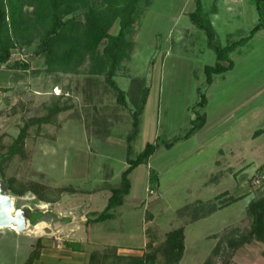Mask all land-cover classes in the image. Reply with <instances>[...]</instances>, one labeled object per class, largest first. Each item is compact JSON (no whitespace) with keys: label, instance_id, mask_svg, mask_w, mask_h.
I'll use <instances>...</instances> for the list:
<instances>
[{"label":"rangeland","instance_id":"rangeland-1","mask_svg":"<svg viewBox=\"0 0 264 264\" xmlns=\"http://www.w3.org/2000/svg\"><path fill=\"white\" fill-rule=\"evenodd\" d=\"M201 3L221 48L247 38L260 20L256 0ZM101 4L89 0L73 16L87 20L88 9ZM195 7L196 0H141L139 21L128 36L134 49L115 78L126 93L127 106L118 102L105 74L91 73L89 60L77 72L49 73L44 56L36 54L39 38L29 45V38H22L12 49L11 60L0 65V155L7 154L25 125L29 130L24 155L5 164L6 178L40 182L51 190L73 186L81 192H66L60 205L48 204L45 211L53 212H48L47 225L1 230L0 264H24L40 237L43 248L34 264H90L93 252L111 254L114 250L108 249L114 246L121 256H142L149 250L147 244L161 245L168 232L181 226L186 229V251L180 264H204L210 257L213 264L261 263L264 243L249 239L248 208L264 197V29L229 53L233 68L215 75L208 86L204 69L218 60L205 32L189 18ZM119 32L117 20L110 34ZM199 89L208 98L202 109L195 107L201 99ZM145 90L147 103L133 158L148 142L173 141L186 134L198 114H205L207 123L188 140L170 150L161 147L152 157L160 180L155 193L150 184L147 189L145 166L134 171L127 199L145 201L148 194L146 204L129 201L115 210V220L91 223L86 233L82 208L101 212L108 203L104 193L88 191L97 189L110 170L115 176L120 170L127 151L125 137L132 131L131 111L138 109ZM43 118L44 122H33ZM111 133L116 144L104 140ZM120 181L116 177L112 184ZM12 197L17 208H30L33 219L44 211L32 193ZM199 203L206 211L213 206L217 210L197 220ZM75 209L82 226L77 230L70 228ZM232 232L236 233L213 256L219 240ZM243 236L246 239L238 245ZM66 241L80 243L83 251L67 249ZM112 261L110 256L106 264ZM163 262L160 257L157 264Z\"/></svg>","mask_w":264,"mask_h":264},{"label":"trees","instance_id":"trees-1","mask_svg":"<svg viewBox=\"0 0 264 264\" xmlns=\"http://www.w3.org/2000/svg\"><path fill=\"white\" fill-rule=\"evenodd\" d=\"M89 0H0V65L8 63L12 58V49L22 38H29L25 45H29L39 38V45L36 49L37 55L45 58V69L49 73L57 72H77V70L87 61H90L91 73L95 75L105 74L106 82L116 92L118 102L127 106L126 93L115 81L118 70L122 64L130 59L134 49V43L128 36L133 27L139 21L141 13V0H101L102 7L89 8L87 20H79L73 14L77 13L88 5ZM101 4V5H102ZM257 10L260 16L259 23L251 30L247 38L234 42L231 45L221 48L215 44V31L212 23L203 16V6L201 0H196V9L189 14L191 22L200 30L204 31L208 46L217 54L218 63L213 66H206V84L212 85L214 76L228 72L233 68V63L228 60L229 53L233 52L244 42L251 40L258 32L264 29V0H256ZM29 9V10H28ZM120 21V32L117 35L110 34V29L114 23ZM104 48L100 52L99 48ZM222 62H229L226 65ZM27 67V66H26ZM200 93L201 90L199 89ZM147 91L141 96L138 109L131 111L132 131L126 135L127 144V163L128 167L121 174V181L118 185L110 186L111 196L107 206L101 212L89 213L87 223L98 224L114 219L113 213L116 208L124 204L125 198L130 194L132 183L131 173L140 165L148 164L150 158L154 156L161 147L172 149L178 142L188 140L199 132L207 123L205 114H198L192 121L191 128L181 137L173 141L148 142L145 148L135 157H132L133 144L140 133V117L147 103ZM208 104V98L201 93V99L195 107L204 108ZM45 119L33 122H44ZM29 125L21 130L14 144L10 147L7 154L0 155V180L3 181L12 196L22 197L32 193L36 203L55 202L66 192H81L73 187H63L50 189L46 184L31 181L29 183H19L15 177L6 178L5 164L17 155H24L25 142L28 137ZM150 191L155 193L159 187V173L156 170L150 172ZM52 194H51V193ZM54 195L50 198L48 195ZM57 196V197H56ZM56 197V198H55ZM221 197V196H220ZM220 197H217L219 199ZM199 211L196 219L206 218L217 210L213 206L206 211L204 203H199ZM189 206L184 208L189 211ZM220 208V207H219ZM198 209V208H196ZM248 214L252 218V228L249 232V239H256L264 243V197L254 201L248 208ZM150 216V215H149ZM41 214L38 219L31 221L32 226L41 222ZM152 217H148L150 220ZM185 226H181L166 234L165 240L161 245L153 246L147 244L149 248L142 256H121L118 253L120 248L109 247L111 254L95 251L91 254L90 264H106L107 259L112 256L110 264H157L160 257H163V264H180L186 251ZM236 232L228 233L224 239H220L213 250L212 255L216 256L222 249L227 237L232 238ZM232 235V236H229ZM246 237H242L243 242ZM43 239L40 237L34 244V249L29 254L24 264H34L41 256ZM234 244V241H230ZM66 248L74 252L83 251V246L78 242L66 241ZM124 262V263H122ZM204 264H213L210 257Z\"/></svg>","mask_w":264,"mask_h":264},{"label":"crops","instance_id":"crops-1","mask_svg":"<svg viewBox=\"0 0 264 264\" xmlns=\"http://www.w3.org/2000/svg\"><path fill=\"white\" fill-rule=\"evenodd\" d=\"M196 8V7H195ZM181 43V42H180ZM194 44H195V42H193L191 45L192 46H194ZM114 134H112L111 133V135H109L108 137H106V139H104L105 140V142H107V143H115L116 144V139L114 138V136H113ZM126 138V137H125ZM102 142H104V141H102ZM153 157V156H152ZM152 157L150 158V160H149V162H148V164L146 165V164H143V165H140V166H145V170H146V178H147V181H148V186H147V189H149V184H150V179H149V177H150V172H151V170H155V168H153V165L151 164V160H152ZM114 159H115V157H113ZM120 164H121V166H120V170H118V173H117V175L115 176L114 175V172H113V170H110L105 176H103V177H101V184H100V186L96 189H92V190H89L88 191V193H90V194H92L93 193V195H97V194H102V193H104L105 194V196H106V199H107V201H108V199H109V197L111 196V191L109 190V187L110 186H115V185H113L112 183H113V180H114V178H116V177H119L120 176V180H121V174H122V172L128 167V163H127V152H126V154L124 155V157L120 160V162H119ZM139 166V167H140ZM139 167H137L135 170H137ZM134 170V171H135ZM134 171L131 173V175L134 173ZM131 175H130V179H131ZM131 183H132V181H131ZM71 187H73V186H71ZM76 189V188H75ZM147 189H146V191H147ZM131 190H132V188H131ZM148 192V191H147ZM96 193V194H95ZM131 193V192H130ZM61 196H63V194L61 195ZM92 196V195H91ZM128 196H130V194L128 195ZM128 196L125 198V201H124V204L121 206V207H119V208H123L126 204H130L129 203V201L131 202V204H136L138 201H136V200H128L127 198H128ZM147 199H145V201H144V199L142 200V201H139L138 202V204L137 205H139V204H142V205H144V204H146V201L148 200V194H147ZM91 199V198H90ZM60 200H61V198H59L57 201H55L54 203H52V202H39L38 204H37V206L39 207L40 205H42V207H40L41 209H43L44 211L42 212V213H40L41 214V218H42V220H41V222H39L37 225H41V224H46L47 225V223H49V220H48V212H53V211H50V210H48V211H45V208L47 207V205L48 204H52V205H55L56 204V206L57 205H60ZM75 200V202H77L76 201V199H74ZM90 201H92V199L90 200ZM36 205V204H35ZM150 205V204H149ZM107 206V205H106ZM105 206V207H106ZM28 208V207H27ZM30 209V208H29ZM116 209H118V208H116ZM115 209V210H116ZM104 210V209H103ZM115 210H114V214H115V216H116V213H115ZM82 211H84L86 214H84L85 215V218L86 219H84V222L86 221V220H88V217H90L88 214L89 213H92V212H99V211H97V210H91V208L90 207H88V206H86V207H84V208H82ZM69 213H70V211H69ZM71 215H72V221L70 222V224H71V226H70V228L71 227H73V228H75V230H77V228H79L80 227V229L82 228V226H79V224H77V221H76V219L78 218V217H76V215H78V211H77V209H75L74 211H71V213H70ZM76 218V219H75ZM116 219V217L114 218V219H112V220H109V221H113V220H115ZM78 220V219H77ZM87 222V221H86ZM28 224L31 226L32 224L30 223V222H28ZM75 224H77V225H75ZM100 224V223H99ZM84 227H85V230H86V233L88 232V228H90L91 230H92V228H93V225H91L90 223H87V225H84ZM69 231H70V229H68ZM74 229H72V231H73ZM71 232V231H70ZM75 233V232H74ZM92 237V236H91ZM92 239V238H91ZM260 264H264V258L262 257L261 258V263Z\"/></svg>","mask_w":264,"mask_h":264},{"label":"water","instance_id":"water-1","mask_svg":"<svg viewBox=\"0 0 264 264\" xmlns=\"http://www.w3.org/2000/svg\"><path fill=\"white\" fill-rule=\"evenodd\" d=\"M31 215L29 209L17 208L7 185L0 180V231L6 228L16 232L25 230L32 221Z\"/></svg>","mask_w":264,"mask_h":264},{"label":"built area","instance_id":"built-area-1","mask_svg":"<svg viewBox=\"0 0 264 264\" xmlns=\"http://www.w3.org/2000/svg\"><path fill=\"white\" fill-rule=\"evenodd\" d=\"M154 192L153 191H151V194H153Z\"/></svg>","mask_w":264,"mask_h":264},{"label":"bare ground","instance_id":"bare-ground-1","mask_svg":"<svg viewBox=\"0 0 264 264\" xmlns=\"http://www.w3.org/2000/svg\"><path fill=\"white\" fill-rule=\"evenodd\" d=\"M13 211V210H12ZM13 213V212H12Z\"/></svg>","mask_w":264,"mask_h":264}]
</instances>
